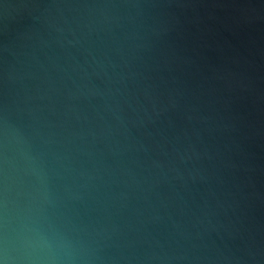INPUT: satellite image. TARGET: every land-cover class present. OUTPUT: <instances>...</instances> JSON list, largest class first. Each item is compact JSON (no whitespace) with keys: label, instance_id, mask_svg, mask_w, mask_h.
I'll return each mask as SVG.
<instances>
[{"label":"water","instance_id":"water-1","mask_svg":"<svg viewBox=\"0 0 264 264\" xmlns=\"http://www.w3.org/2000/svg\"><path fill=\"white\" fill-rule=\"evenodd\" d=\"M42 180L89 264H264V0H0V201Z\"/></svg>","mask_w":264,"mask_h":264},{"label":"clouds","instance_id":"clouds-1","mask_svg":"<svg viewBox=\"0 0 264 264\" xmlns=\"http://www.w3.org/2000/svg\"><path fill=\"white\" fill-rule=\"evenodd\" d=\"M9 190L0 201V264H89L85 247L49 212L55 204L46 182L27 193L24 204L9 199Z\"/></svg>","mask_w":264,"mask_h":264}]
</instances>
